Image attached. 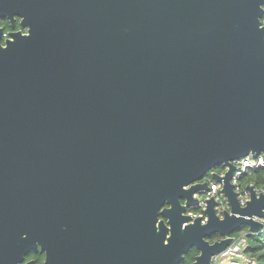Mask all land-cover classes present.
<instances>
[{
	"label": "water",
	"instance_id": "obj_1",
	"mask_svg": "<svg viewBox=\"0 0 264 264\" xmlns=\"http://www.w3.org/2000/svg\"><path fill=\"white\" fill-rule=\"evenodd\" d=\"M264 0H0V264H191L264 229ZM227 167L223 175L212 171ZM221 182L202 217L194 194ZM217 234L218 240L207 237Z\"/></svg>",
	"mask_w": 264,
	"mask_h": 264
},
{
	"label": "built area",
	"instance_id": "obj_2",
	"mask_svg": "<svg viewBox=\"0 0 264 264\" xmlns=\"http://www.w3.org/2000/svg\"><path fill=\"white\" fill-rule=\"evenodd\" d=\"M262 23L264 24V19H262ZM232 163L236 166V170L232 177V182L235 184V191L237 193L239 203L243 206L245 205L249 194L246 187L242 188L239 185L238 178L248 169L264 167V157L262 156V154L258 155L257 157H252V155L249 154L238 160L232 161ZM226 169L227 167H223L221 171H212H215L219 175H223ZM205 179L208 182L209 187L207 190H204L202 194H194V197L198 198V204L193 210L189 211V214L192 217H202V222L206 220V216L204 214V209L206 207L205 200L209 199L210 197H214L216 201L215 210L217 215H219L220 217H222L224 210L229 209L226 197L220 191L222 183L214 181L209 175ZM256 191L264 193V189ZM247 232L248 231L241 232L238 236H234V240L232 241V243L225 249H223L217 256H214L212 258V262L214 264H255V260L253 258L247 257L244 252L246 248Z\"/></svg>",
	"mask_w": 264,
	"mask_h": 264
},
{
	"label": "trees",
	"instance_id": "obj_3",
	"mask_svg": "<svg viewBox=\"0 0 264 264\" xmlns=\"http://www.w3.org/2000/svg\"><path fill=\"white\" fill-rule=\"evenodd\" d=\"M262 19H264V16ZM222 169V166H217L213 170L221 171ZM238 183L242 188H245L247 185L251 184L256 190L264 189V167L248 169L238 178ZM246 231L247 229L242 227L234 233V236H238L241 232ZM219 238V235L214 234L207 237V240L209 242H213ZM244 252L247 257L253 258L255 260V264H264V229L258 233L247 235L246 248ZM197 254L198 251L195 248L190 249L188 253L184 255V258L180 264H191Z\"/></svg>",
	"mask_w": 264,
	"mask_h": 264
},
{
	"label": "flooded vegetation",
	"instance_id": "obj_4",
	"mask_svg": "<svg viewBox=\"0 0 264 264\" xmlns=\"http://www.w3.org/2000/svg\"><path fill=\"white\" fill-rule=\"evenodd\" d=\"M0 28L2 29V45H4L5 40L9 38L10 32L19 30L26 32V29H23L21 27L20 19L18 17L15 18L13 25H11V22L8 19L0 18ZM45 261L46 253L38 246L35 249L30 250L26 255H24L23 260L19 264H45Z\"/></svg>",
	"mask_w": 264,
	"mask_h": 264
}]
</instances>
